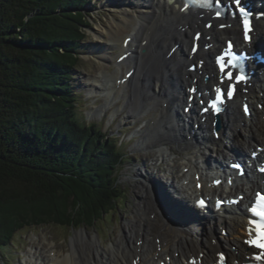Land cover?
<instances>
[{
	"label": "bare ground",
	"instance_id": "1",
	"mask_svg": "<svg viewBox=\"0 0 264 264\" xmlns=\"http://www.w3.org/2000/svg\"><path fill=\"white\" fill-rule=\"evenodd\" d=\"M122 7L123 14L127 15L132 22V33L119 37L112 28L100 31V46L96 49L98 58H113L112 64L116 66L113 74L101 72L99 76L93 78L91 91H99L105 95L107 105L112 100L122 97L124 104H119L117 112L129 107L126 111L127 118L140 114L142 111L153 109L151 118L142 127L140 142L153 140L155 142L173 141L184 142L186 153L184 167H187L182 174L181 183L176 187L177 194L192 198V195L218 194L225 192V186L213 187L210 185V172H216L212 165H217L215 157L211 158V153L220 149H225L221 137L217 140L211 139L208 131L213 135L211 125L212 118L195 121L196 108L191 112L193 121L189 122L188 116L183 109L182 102L188 96L186 87L197 83L201 88L204 85L199 71L190 72L187 70L189 62H200L199 70L208 75L206 83L215 82V68L210 62V55L216 51V45L222 42L223 38L239 33L235 22L230 27L220 30L216 23L212 28L206 30L203 24L208 17L205 12L194 13L191 10L182 13L175 3L166 0H109ZM128 9V10H127ZM264 22L259 21L258 27H263ZM202 29V48L197 54L190 55L193 40V31ZM108 34V38L103 40V34ZM98 35V34H97ZM259 33L255 40L259 43L257 47L263 48V42L258 40ZM130 37L128 42L126 38ZM263 40V37H262ZM179 44L172 54H169L171 46ZM203 44H209L208 49L203 48ZM116 48L119 54L110 55V50ZM120 61L118 58L124 54ZM124 66V67H122ZM125 68L134 69L135 72L125 83L118 82L120 73ZM262 68V66H260ZM126 71V72H127ZM248 94L249 99L258 101L257 87L264 84V79L256 77L253 80ZM243 94L238 96V101ZM111 99V101H109ZM109 101V102H108ZM258 102H255V104ZM256 109L253 116L244 118L237 110L233 101L230 104L229 112L223 119L220 134L235 136L238 129L242 128L244 137L236 141L231 147L229 155H244L246 148L264 141V120L258 118L257 113L264 114V107ZM102 109V108H100ZM190 118V117H189ZM195 124L199 125L195 127ZM188 126H190L188 128ZM222 138V139H223ZM168 144V143H167ZM256 145V144H255ZM208 165V166H207ZM222 165V162H221ZM206 169H209L206 171ZM199 175L198 180L196 179ZM198 177V176H197ZM213 178V177H212ZM216 178V177H214ZM213 178V179H214ZM147 179V178H146ZM149 179V178H148ZM241 179H237L240 181ZM196 181H203V187L198 190L194 184ZM252 188L258 184L247 178V182ZM145 198L143 199V216L138 215L130 232H125L122 239H117L107 248H99L95 240H91L93 249L77 251L75 246L67 254H60L56 250L50 252L47 264H60L67 258L78 254L83 256L79 260L80 264H131L136 260L137 264H189L195 260L202 264H210L216 258L214 253L223 246H236L238 254L245 251V246L241 243V238L245 235V212L240 206L226 208L224 211H212L209 215L196 213L190 210L183 202L169 200L172 195L162 184L150 180L143 186ZM229 193L244 192L245 203L249 198V187H244L240 183L229 188ZM150 200V201H149ZM153 204H149L152 202ZM143 213V212H142ZM164 213L169 219L164 218ZM150 214L152 217H150ZM195 217V218H194ZM136 228V229H135ZM222 230H226L224 235ZM83 232H77L74 240L84 242ZM89 239V238H88ZM234 257H237L234 253Z\"/></svg>",
	"mask_w": 264,
	"mask_h": 264
},
{
	"label": "trees",
	"instance_id": "2",
	"mask_svg": "<svg viewBox=\"0 0 264 264\" xmlns=\"http://www.w3.org/2000/svg\"><path fill=\"white\" fill-rule=\"evenodd\" d=\"M87 1L0 0V227L3 215L18 219L9 234L99 221L120 198L114 170L126 153L78 116L69 83ZM7 238L0 231V247Z\"/></svg>",
	"mask_w": 264,
	"mask_h": 264
},
{
	"label": "rangeland",
	"instance_id": "3",
	"mask_svg": "<svg viewBox=\"0 0 264 264\" xmlns=\"http://www.w3.org/2000/svg\"><path fill=\"white\" fill-rule=\"evenodd\" d=\"M118 2L87 1L85 14L88 15V26L85 27L83 33L85 38L81 40L78 66L74 69L72 78H69V83L77 98L76 112L78 116L84 120L86 118V123L96 124L103 134L120 144V149L126 153L123 161L117 164L114 170L120 198L116 200L115 208L104 214L101 220L85 225L80 224V226H73V224L68 226L37 225L29 228H17L9 234L16 226L14 224L18 219H6V216L3 215L1 219L6 224L2 228L0 227V231L3 237H8L6 241L9 237L12 239L10 243L7 242L3 247H0V264H47V258L51 256L52 250L64 255L71 251L72 246H75L79 252L83 249L79 250L78 248L84 246L87 250L93 249L89 242L93 239L97 247L107 248L117 239H122L125 232L131 231V225L137 218L138 210L143 216L145 213L147 216V210L142 208L145 198L143 186L146 182L152 180L167 187L170 183L177 185L183 178L181 175L187 169L184 167V158L189 152L183 149L184 142H155L153 140L140 142L139 140L142 126L151 118L153 109L148 112L141 111L137 116L127 118L126 111L129 110V107L122 111H116L117 106L123 101L121 97L113 102L108 101L107 105L102 106L105 103L104 93L95 90L89 92L94 77L99 76L101 72L113 74L116 69V66L112 64L111 59L113 58H98L96 49L102 40L99 37L100 31L112 28L119 37L132 33V22L127 15L123 14L122 7ZM108 36L104 33L103 40H106ZM109 53L111 56H115L118 50L113 48ZM123 73L122 71L121 75ZM238 111H240L239 108ZM257 116L260 119L259 114ZM208 134L211 137V134ZM243 137L244 131L239 128L235 139ZM235 139L232 135L224 139L225 147L229 148L230 145L236 144ZM223 153L228 154L227 150H224ZM211 155V158L216 157V152ZM217 155L219 159L220 156ZM149 204H153V200ZM150 217H152L151 214ZM164 218L166 217L164 216ZM77 232L85 234L84 242L72 241ZM79 252L60 264H80L79 260H83V256Z\"/></svg>",
	"mask_w": 264,
	"mask_h": 264
},
{
	"label": "snow or ice",
	"instance_id": "4",
	"mask_svg": "<svg viewBox=\"0 0 264 264\" xmlns=\"http://www.w3.org/2000/svg\"><path fill=\"white\" fill-rule=\"evenodd\" d=\"M234 3L236 5H239L240 0H234ZM239 11L241 13H245V8L240 7ZM219 15H220V13L217 12V16H219ZM243 24H244V37H245V39H249V36H248L249 24H248L247 19H245L243 21ZM220 27H224V25L221 24ZM196 39H199V33L196 34ZM232 47H233L232 43L229 42L228 43V49L229 50H225L223 55L216 57V64L218 65L219 73L221 74V83H227V85H228V87L224 90H222L219 87L216 88L215 91L217 93L218 99H222V97L225 93H226L228 98H231L233 96L234 88H235V85L232 83L233 79H235L237 82H239L245 78L243 75H236L234 77V73L231 70H229L230 66L235 67V65L233 64V60L231 58H229L227 60L225 59L226 57H231L233 55L232 52L230 51V49ZM196 50L197 49L195 46L192 47V49H191L192 52H196ZM121 59H123V57H121ZM193 91H195V89H193ZM213 106H215V105H213ZM257 200H258L257 205L251 207L249 210L252 213H254L255 215L259 216L262 221H264V195L258 193L257 194ZM201 203H203V201H201ZM256 231L258 233L256 238L255 239H249L247 241V243L250 245H254L257 248L264 249V224H258L256 227ZM257 258L259 259L260 257H257ZM220 261H221V264H223V261H224L223 255H221Z\"/></svg>",
	"mask_w": 264,
	"mask_h": 264
}]
</instances>
